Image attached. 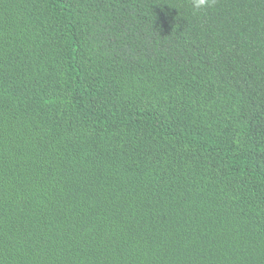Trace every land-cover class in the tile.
<instances>
[{"label": "trees", "instance_id": "1", "mask_svg": "<svg viewBox=\"0 0 264 264\" xmlns=\"http://www.w3.org/2000/svg\"><path fill=\"white\" fill-rule=\"evenodd\" d=\"M0 264H264V0H0Z\"/></svg>", "mask_w": 264, "mask_h": 264}, {"label": "clouds", "instance_id": "2", "mask_svg": "<svg viewBox=\"0 0 264 264\" xmlns=\"http://www.w3.org/2000/svg\"><path fill=\"white\" fill-rule=\"evenodd\" d=\"M190 4L195 14L212 8L215 4V0H190Z\"/></svg>", "mask_w": 264, "mask_h": 264}]
</instances>
